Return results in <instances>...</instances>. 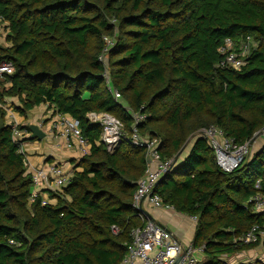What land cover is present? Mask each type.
I'll use <instances>...</instances> for the list:
<instances>
[{"label": "trees", "instance_id": "trees-1", "mask_svg": "<svg viewBox=\"0 0 264 264\" xmlns=\"http://www.w3.org/2000/svg\"><path fill=\"white\" fill-rule=\"evenodd\" d=\"M0 20L8 29L0 65L13 67L0 77V264H118L132 229L143 226L132 201L145 149L127 137L107 150L99 142L101 125L88 118L111 114L130 136L132 114L113 98L108 69L121 99L145 115L137 129L159 140L162 159H175L194 139L154 192L175 211L197 217L191 243L204 247L201 263L230 264L258 245L239 237L255 224L264 228V210L247 202L264 196V143L224 172L197 131L214 125L244 144L263 129L264 0H0ZM246 35L257 46L244 65L219 67L221 42ZM103 36L114 40L107 69L99 60ZM10 97L19 100L21 115L47 104L77 119L91 145L61 195L44 191L55 204L28 201L31 174L5 122Z\"/></svg>", "mask_w": 264, "mask_h": 264}, {"label": "built area", "instance_id": "built-area-1", "mask_svg": "<svg viewBox=\"0 0 264 264\" xmlns=\"http://www.w3.org/2000/svg\"><path fill=\"white\" fill-rule=\"evenodd\" d=\"M103 41L105 46L99 55V60L106 67V55L114 40L103 36ZM256 46L257 41L251 35H246L238 42L229 37L225 38L218 47V52L222 56L218 66L239 70ZM12 72L13 67L10 64L0 65V77ZM104 78L113 98L119 101L121 94L110 85L106 70ZM125 107L130 111L133 119L130 136L127 135L123 122L115 116L108 113L88 114L91 122L101 125L99 142L107 150L113 151L127 137L132 145L145 149V170L137 183V189L133 194L132 201V207L137 210V215L144 224L141 227L132 229L131 241L127 246V252L118 264H202L204 256L203 246L194 247L191 242L183 245L168 229L147 219L141 211L144 201L149 207L154 209L172 208L163 203L162 198L154 192V188L157 181L174 164V159H162L158 148L159 140L150 138L147 135L142 136L139 133L137 125L144 120L145 115L132 112L127 105ZM8 118H10L9 124L12 128V140L19 144L18 152L23 154V165L28 170L30 163L23 150V145L26 136L29 135V130H20V124L12 115H9ZM42 124L43 121L37 123L39 127H42ZM50 130L53 135L57 131L56 135L66 140L69 145L74 143L79 158L89 153L91 145L87 138L83 136L77 119L66 114L55 113L53 120L50 122ZM198 133L207 140L213 149L216 165L224 172L233 171L250 155L249 142L236 144L232 138L227 137L223 130L217 126L210 125L200 129ZM63 168L62 165L51 162L30 172L32 189L28 199L29 203L35 202L40 197L41 204L45 205L49 203L47 196L44 195L47 193L44 192L45 190L61 189L69 183L71 177ZM256 186H258V182ZM247 202L253 205L255 212L264 210V196L261 194L250 197ZM189 218L196 224V216H189ZM117 230V227H113L114 233ZM239 240L243 243L258 242L264 246V228L255 224L240 236Z\"/></svg>", "mask_w": 264, "mask_h": 264}, {"label": "crops", "instance_id": "crops-1", "mask_svg": "<svg viewBox=\"0 0 264 264\" xmlns=\"http://www.w3.org/2000/svg\"><path fill=\"white\" fill-rule=\"evenodd\" d=\"M10 104L14 105L13 107L15 109V107L21 106L19 100L15 97L7 98L5 100L4 109L7 113V118L9 115H12L20 125L28 126L30 123L37 124L43 121V126L40 127V129L46 134L43 138L46 139V143L44 145L40 143L43 139L31 140L28 137L29 135L26 136V140L24 141V147L27 148V157L30 163L27 172L30 173L46 163H61L64 161H66L64 162L65 164H71L75 168H73L74 170H80V168L76 167L77 163L75 159L77 156L79 158V155L78 152H76L74 143L73 145H69L66 140L56 135L57 131H55L53 135V132L50 130V122L53 120L55 114L53 108H50L47 104H41L30 109L25 115H21L18 112H13L11 108H9ZM256 141L258 142L256 150H258L264 143V136ZM190 146L181 154L179 160H182L186 156ZM75 154H77V156ZM46 194L48 193L44 195ZM142 208L152 216L155 223L168 229L183 245L192 241L195 232V223L190 220L189 216L181 214L173 208H151L145 201L142 204Z\"/></svg>", "mask_w": 264, "mask_h": 264}, {"label": "rangeland", "instance_id": "rangeland-1", "mask_svg": "<svg viewBox=\"0 0 264 264\" xmlns=\"http://www.w3.org/2000/svg\"><path fill=\"white\" fill-rule=\"evenodd\" d=\"M7 33H8L7 23L0 20V45H2V46H7V41H6V35H7ZM106 69H107V63H106ZM106 72L108 74L109 69L106 70ZM119 101L121 103H124L126 105V103H125V101L123 99H121ZM13 106L14 105L10 104V107L9 108H11V110L13 112H17L16 109H14ZM5 122L6 123H9L10 122V118H7V113L5 115ZM197 133H198V131H197ZM262 136H264V127H263V129H261V134L255 139V141H254L255 143L253 142L254 144L252 143V145L250 146V156L256 151V147H257V143H258L256 140L259 139ZM193 140L194 139L190 138V140H188L187 142L184 143V145H183L184 147L182 146L183 148H182V150L180 152L181 154L183 152H185L190 145H192ZM40 143L42 145H44L46 143V139H43ZM26 149L27 148L24 147V145H23V150L25 151V154L27 156ZM76 152H77V150H76ZM75 155L77 156V154H75ZM78 161H79V158L77 156L76 159H75V162L77 163ZM64 162H66V161H64ZM64 162H61V163L57 162V163L60 164V165H62L64 167L63 169L71 177L72 176L71 174L73 173V170L75 168L71 164H65ZM52 193L53 194H60L61 195L63 193V188L57 189V190L52 189L51 194ZM46 196H47V199H48V202L49 203L55 204L57 202V199L56 198L50 197V193L46 194ZM254 260H260V261H263L264 262V246H262L260 243H258V245L254 249H252L250 251H246V252H243L242 251V252L238 253L236 256H233V257L229 258L228 259V262L230 264H233V263H236L237 261L246 262V261H254Z\"/></svg>", "mask_w": 264, "mask_h": 264}, {"label": "water", "instance_id": "water-1", "mask_svg": "<svg viewBox=\"0 0 264 264\" xmlns=\"http://www.w3.org/2000/svg\"><path fill=\"white\" fill-rule=\"evenodd\" d=\"M28 130H29V139H38V140H41L45 137V132L43 130L40 129V127L37 125V124H34V123H30L28 125ZM261 134V130L256 132L253 137L251 138V140L249 141V145L251 146L252 143L255 141V139ZM184 147V146H183ZM179 150L178 154H180L182 148ZM176 161V158L174 159V163ZM162 180V177L157 181V184ZM143 212V214L147 217V219L149 220H152L153 221V218L152 216L145 210H141Z\"/></svg>", "mask_w": 264, "mask_h": 264}]
</instances>
